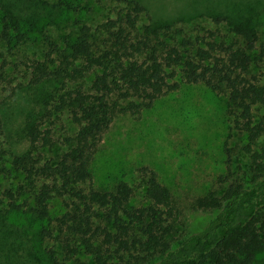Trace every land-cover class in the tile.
<instances>
[{
    "label": "trees",
    "instance_id": "1",
    "mask_svg": "<svg viewBox=\"0 0 264 264\" xmlns=\"http://www.w3.org/2000/svg\"><path fill=\"white\" fill-rule=\"evenodd\" d=\"M42 1L7 0L0 18V41L26 43L31 22L25 18L24 5L38 6ZM126 2L131 9L102 24L96 33L85 25L76 40L66 39L65 47L51 41L45 61L31 66V85L66 79L73 87L50 95L53 108L28 125L31 148L23 154L10 153V167L0 168V180H13L5 189L0 182V204L5 205L0 211V264H86L80 260L84 254L93 256L96 264H260L264 254V42L260 43L257 27L249 17L214 13L215 24L231 27L232 40L209 31L203 41L185 38L179 43L172 33L182 34V29L156 22L140 26L145 6L138 0ZM74 6V0L55 5ZM180 73L186 83H203L229 96L235 129L245 137L243 150L249 157L246 179L230 184L222 197L207 195L198 200V209L220 212L202 231L185 238L181 211L155 171L142 169L148 180L144 202L136 206L134 186L123 181L114 190L96 189L90 169L115 118L151 108L167 91L179 87L172 81ZM3 82L1 72L0 85ZM53 110L70 112L78 126L74 136L60 142L42 128ZM4 136L0 100V142ZM42 147L56 148L50 151L55 156L47 159ZM55 198L65 199L66 211L58 217L51 213ZM19 216L28 225L40 222L37 237L55 241L64 256L54 248L38 250L37 240Z\"/></svg>",
    "mask_w": 264,
    "mask_h": 264
},
{
    "label": "rangeland",
    "instance_id": "2",
    "mask_svg": "<svg viewBox=\"0 0 264 264\" xmlns=\"http://www.w3.org/2000/svg\"><path fill=\"white\" fill-rule=\"evenodd\" d=\"M138 1L146 8L139 18V25L174 24L175 31L183 30L182 34L172 33L179 43L185 38L203 41L209 31H217L225 39L232 40L231 27L215 24L211 18L214 13L249 17L259 31L260 43L264 42V0ZM59 2L44 0L38 6L25 4V18L31 22L28 41L18 45L0 41V73L3 72L5 78L0 85L5 125V136L0 142V168L10 167V153L23 154L31 148L28 125L45 116L48 108H53L49 104L53 102L50 95L58 89L73 87L66 79L31 85L33 62L45 61L51 41L65 47L66 39L76 40L83 26H90L92 33H96L102 24L131 9L126 0H74L73 8L55 7ZM8 3L0 0V18ZM253 70L259 72L256 65ZM174 82H178L179 87L167 91L151 108L136 114L121 113L115 118L98 145L90 169L96 189L114 190L123 181L134 186L136 206L144 202L148 180L142 169L155 171L181 211L180 230L185 238L202 231L220 212L198 209V200L207 195L222 197L230 184L246 179L249 157L243 150L246 139L235 129L229 96L215 92L203 83H186L181 79V73ZM42 128L49 129L53 139L60 142L74 136L78 130L69 111L54 110L44 120ZM51 150L57 151L56 148ZM51 150L40 148L47 159L55 156ZM0 182L5 189L11 187L13 180L3 178ZM4 207L0 204V211ZM65 211V199L52 200L53 217L61 216ZM18 219L22 225L26 224L25 228L29 226L26 230L37 240L38 250L54 248L60 257L64 256L55 241H41L40 236L37 237L40 222L28 225L25 217ZM260 258V264L264 263V254ZM80 260L96 264L91 255H81Z\"/></svg>",
    "mask_w": 264,
    "mask_h": 264
}]
</instances>
